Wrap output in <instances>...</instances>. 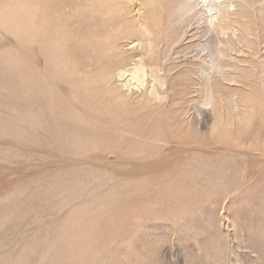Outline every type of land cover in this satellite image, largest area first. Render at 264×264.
<instances>
[{
  "label": "rangeland",
  "instance_id": "obj_1",
  "mask_svg": "<svg viewBox=\"0 0 264 264\" xmlns=\"http://www.w3.org/2000/svg\"><path fill=\"white\" fill-rule=\"evenodd\" d=\"M116 1L117 12L86 14V0H0V57L36 93L0 90V149L16 164L0 161L5 264H264V0H215L231 14L221 34L208 23V0L183 26L173 22L175 0ZM208 68L240 110L212 116L199 86L189 88ZM110 72L133 96L156 85L160 102L107 114L97 89ZM53 73L61 85L51 89L44 75ZM55 113L83 130L66 140ZM84 173L107 180L86 188ZM98 190L111 200L83 222Z\"/></svg>",
  "mask_w": 264,
  "mask_h": 264
},
{
  "label": "bare ground",
  "instance_id": "obj_2",
  "mask_svg": "<svg viewBox=\"0 0 264 264\" xmlns=\"http://www.w3.org/2000/svg\"><path fill=\"white\" fill-rule=\"evenodd\" d=\"M215 0H208V2L207 1H204L203 0V2H207V3H205L204 5L207 7V12H208V18H207V20H208V23L210 24V25H215V23H216V25H217V30H218V32H220L219 34H221V33H225V31H228V30H226L227 29V24L229 25V16L231 15H229V13L226 11V9H224L223 8V6L224 5H220V4H216L215 2H214ZM151 2V1H150ZM195 2H197V0H175L174 1V11H175V14H174V17H173V22H174V24H176V25H179V26H183V25H186L187 23H189L190 21H192V20H196V18H197V15H198V11H197V5H199V4H197V3H195ZM217 2V1H216ZM151 4V3H150ZM197 4V5H196ZM82 5V3L80 4V6ZM120 4H119V2L118 1H116V0H86V3H85V5H83V13H86V14H90V13H94V10L97 8V7H101V6H106L107 8H108V11H109V13H111V10L113 11H119L120 10V6H119ZM152 5V4H151ZM154 5V4H153ZM69 6V5H68ZM74 6H78L77 4L76 5H74ZM82 7V6H81ZM205 7V8H206ZM225 7V6H224ZM69 8V7H68ZM71 8H72V6H71ZM70 8V9H71ZM75 8V7H74ZM77 8V7H76ZM75 8V9H76ZM78 8H80V7H78ZM173 8V7H172ZM227 8V7H226ZM228 9V8H227ZM68 10V9H67ZM67 10H65L66 12H68ZM74 10V9H73ZM102 10V9H101ZM106 10V9H105ZM77 11V10H76ZM82 11L80 12L81 14H83L82 13ZM98 11V10H97ZM66 12H65V14H66ZM71 12V11H70ZM78 12V11H77ZM76 12V13H77ZM74 13V12H73ZM79 13V14H80ZM78 14V15H79ZM80 18V17H79ZM227 19L229 20L228 22H226L227 21ZM233 22V21H232ZM227 23V24H226ZM226 24V25H225ZM235 24V23H234ZM232 25H233V23H232ZM229 27V26H228ZM237 28V27H236ZM239 28V27H238ZM214 29V28H213ZM233 29V28H232ZM236 30V29H235ZM245 30V29H244ZM216 31V30H215ZM239 31V30H238ZM241 31V30H240ZM241 34H242V32H240ZM228 35V34H227ZM239 36V35H238ZM228 38L229 37H227L226 39H227V41H226V39H225V42L224 43H228L230 46H231V42H230V40H228ZM237 42V41H236ZM239 42V41H238ZM226 43V44H227ZM48 44V43H47ZM235 44V43H234ZM44 47H45V45L44 44H42ZM140 46V45H139ZM228 47V46H227ZM145 48H148V46L147 47H145ZM152 48V47H151ZM230 48H232V47H230ZM149 50L150 49H148V52H149ZM5 51V50H4ZM146 51V50H145ZM8 52V51H7ZM39 52V51H38ZM43 52V51H42ZM1 53V52H0ZM3 53L4 52H2V54L0 55V56H2L3 55ZM53 53V52H52ZM7 54V53H6ZM44 54H47V52L46 53H44ZM54 54V53H53ZM5 55V54H4ZM51 55V54H50ZM149 55H150V53H149ZM45 56H47V55H45ZM52 56H55V54L54 55H52ZM11 57H13V55L11 56ZM56 57V56H55ZM80 57V56H79ZM82 57V56H81ZM152 57V56H151ZM15 58V57H14ZM49 59V58H48ZM81 59V58H80ZM12 59H10V61H11ZM51 60V59H50ZM54 60V59H53ZM57 61V60H56ZM144 61V60H143ZM55 62V61H54ZM53 63V62H52ZM58 63V62H57ZM55 64V63H54ZM59 65V64H58ZM51 66V65H50ZM56 66V65H55ZM48 68V67H47ZM59 68H61V66L59 67ZM58 67H57V69H59ZM157 68V67H156ZM62 69H64V68H62ZM79 69V68H78ZM122 69V68H121ZM79 70H81V68L79 69ZM86 70V69H85ZM211 70H213L212 68L211 69H206L205 70V72L204 73H202L201 74V76L199 75V77L200 78H198V79H195L196 80V83L194 84H192V85H190L189 86V88L191 87H194L195 85L196 86H199V88H200V91L203 93V99H204V101L210 106V111L212 112V116H216V115H220V114H223V112L225 113V112H228V106H232L231 108L232 109H239V101L238 100H236L234 97H226V95H223L222 94V92H221V90H220V88H219V83H218V78H216L215 76H213L212 75V72H211ZM33 71V70H32ZM47 71V70H46ZM54 71V70H53ZM57 71V70H56ZM60 71H61V69H60ZM91 71V70H90ZM222 69H221V67L220 66H218V67H215L214 68V71H213V73H216V74H218V73H222ZM48 72V71H47ZM52 72V71H51ZM117 72V71H116ZM34 73V72H33ZM50 73V72H49ZM55 73V72H54ZM46 74V75H44V80H45V82H44V84H46V86H48V88H56V85L58 86H60L61 85V83L59 82V80L56 78L57 76L55 75V74ZM85 73V72H84ZM60 74H62V72H60ZM120 74V73H119ZM34 76H36L35 74H34ZM112 76H113V73L112 72H110L106 77H105V80L102 82V86L100 87V89H97V90H99V92H98V94H97V99H98V101L100 102L99 104H101V108H102V111H105L107 114H115V113H117V112H119V111H121V110H125V108L127 107V106H132V105H138V106H140V108L141 109H146V108H150V107H153L154 105H156L157 103H159L160 102V97L159 96H155V97H159V98H153V96L155 95V94H158V92H156L157 91V89L156 88H154V86H156V85H154L153 86V88H152V90H154L152 93L151 92H142V94H140V95H131V94H129L128 92L127 93H125L124 91H122L123 89H121L122 87H124V86H122L121 87V84L120 83H114L113 81H112ZM29 79V78H28ZM114 80V79H113ZM198 80V81H197ZM123 85V84H122ZM10 87V88H12V87H14L15 88V91L13 90V91H11V92H15V93H17L19 96H21V97H26V98H29V97H33L36 93H35V90H33L34 89V86L35 85H33V83H31V82H29L27 79H25V78H22V77H19L17 74H16V71H15V69L13 68V66H11L10 65V63H7L6 61H4L1 57H0V90H6V87ZM157 87V86H156ZM195 88V87H194ZM127 89V88H126ZM46 90V89H45ZM160 90V89H159ZM43 91V90H42ZM39 92H40V90H39ZM141 93V92H140ZM161 94V93H160ZM39 95V94H38ZM232 96H233V94H232ZM61 98V97H60ZM163 98V97H162ZM62 99V101H63V98H61ZM69 100V99H68ZM190 101V100H189ZM188 101V102H189ZM64 102V101H63ZM71 102V101H70ZM65 103V102H64ZM1 105L2 104H4V102L3 103H0ZM186 104H187V102H186ZM65 105V104H64ZM67 105V104H66ZM2 106H4V105H2ZM43 106V105H42ZM234 106V107H233ZM49 107V106H48ZM0 108H1V106H0ZM183 110H184V108L182 109V112H183ZM231 110V109H230ZM240 110V109H239ZM49 112V111H48ZM185 112H187L186 110H185ZM239 112V111H238ZM34 114V113H33ZM32 113H31V115H33ZM49 114V113H48ZM57 114L58 113H55L53 116H52V118H51V121L50 122H53V126H54V128H62V129H68V137L66 136V140H67V138H70V135H72V137H73V133L74 134H76V133H79V132H81L83 129L81 128V126H78V125H75V124H73V122L70 120V119H62L60 116H57ZM29 115V114H28ZM185 115V114H184ZM228 115H230L229 113H228ZM239 115V114H238ZM237 115V116H238ZM3 116H5V117H3ZM35 115H33V117H34ZM222 116V115H221ZM1 117H3V118H1ZM6 117H7V115H4V113H3V115L1 114V116H0V120L2 121L3 120V123L2 122H0V124L2 123V124H4V121L5 122H7V120H6ZM218 118H219V116H217ZM223 117H224V115H223ZM30 118H32V117H30ZM214 118V117H213ZM220 118H222V117H220ZM236 118V117H235ZM240 118V117H239ZM5 119V120H4ZM7 119H9V118H7ZM19 119V118H18ZM22 119H24L23 117H22ZM223 119H225V118H223ZM223 119H222V121H223ZM241 119V118H240ZM16 120V119H15ZM15 120L13 121L14 123H15ZM20 120H21V118H20ZM53 120V121H52ZM215 120V119H214ZM9 121H11V119H9L8 120V123H9ZM12 122V123H13ZM22 120H21V124H22ZM66 122H68V128H67V126L65 127V123ZM236 123V122H235ZM21 124H19V121L17 122V124L15 125V126H17V125H20L21 126ZM24 124H26V123H24ZM51 124V123H50ZM237 124V123H236ZM1 126V125H0ZM14 126V125H13ZM32 126V125H31ZM9 127V126H8ZM7 127V128H8ZM18 127V126H17ZM28 127H29V124H28ZM34 127V126H33ZM238 127V126H237ZM21 128V127H20ZM23 128V127H22ZM53 128V127H52ZM1 129V128H0ZM30 129V128H29ZM10 130V129H9ZM16 130V129H15ZM54 130H56V129H54ZM226 130V129H225ZM11 131H13V130H11ZM2 132L0 131V135H2L1 134ZM21 146V145H20ZM22 147H23V144H22ZM27 148L29 147L30 148V146H26ZM26 147L24 148L25 150H26ZM20 148V147H19ZM19 148H18V150H19ZM28 148V149H29ZM74 149V151H76V149L75 148H73ZM5 150V149H4ZM4 150H2V149H0V161H2V163L3 164H6V165H13V164H11V163H14L15 164V162H11V161H9L8 160V158L10 157L9 155H7V152L6 151H4ZM20 150H21V148H20ZM24 150V151H25ZM33 149L31 148L30 149V151H32ZM58 150V149H57ZM21 151H23V149L21 150ZM34 151L36 152V151H38V150H36V149H34ZM68 152H69V150H68ZM73 154H76L75 152H72ZM69 154H71V153H69ZM72 154V155H73ZM9 156V157H8ZM70 156V155H69ZM68 156V159H70V157ZM74 156V155H73ZM73 156H72V158H73ZM98 156H100V155H98ZM103 156V155H102ZM8 157V158H7ZM67 157V156H66ZM65 157V158H66ZM75 157V159H76V163H78L79 162V159H78V162H77V158H76V156H74ZM78 157V156H77ZM55 158H57V157H55ZM61 158V157H60ZM60 158H58L57 159V161L58 160H60ZM65 158H61L63 161L65 160L66 161V159ZM11 159V158H10ZM110 160H112L111 158H109ZM103 160V159H102ZM106 160H108V159H106ZM114 160V159H113ZM50 161V160H49ZM61 161V160H60ZM97 161H99V160H97ZM119 161H121V160H119ZM67 163H69V161H66ZM100 162V161H99ZM9 163V164H8ZM57 163H59L58 165H60L61 163L60 162H57ZM66 163V164H67ZM71 164L72 163H75V162H73V161H71L70 162ZM119 163V162H118ZM1 164V163H0ZM63 164H64V162H63ZM104 165L106 164V166L107 165H111V163H108V162H104L103 163ZM16 165V164H15ZM14 165V166H15ZM62 165V164H61ZM116 165V164H115ZM117 165H120V164H117ZM121 165H123L122 163H121ZM120 165V166H121ZM140 165V164H139ZM50 166H52V165H50ZM49 166V167H50ZM99 166H100V164H99ZM105 166V167H106ZM135 166H138V165H135ZM55 167V166H54ZM104 167V166H103ZM105 167L104 168H102V167H100V168H102L103 170H105ZM122 167V166H121ZM121 167H120V169H121ZM132 167H134V165L132 166ZM139 167V166H138ZM141 167V166H140ZM140 167L138 168L139 170H140ZM6 168V167H5ZM56 168V167H55ZM107 168L109 169V167L107 166ZM110 168H112V167H110ZM115 168V170H117V168H119L118 166H116V167H114ZM142 168V167H141ZM3 169V168H2ZM7 169V168H6ZM40 169V168H39ZM65 169V168H64ZM119 169V171H120V173H121V170L122 169H124L123 167H122V169L120 170ZM137 169V170H138ZM78 170V169H77ZM107 170V169H106ZM106 170L104 171V172H106ZM110 170V169H109ZM114 169L112 168V170L111 171H108V173L110 172V173H112V171H113ZM134 170V169H133ZM137 170H136V172H137ZM4 171H5V169H4ZM101 170H99L98 171V173L100 172ZM118 171V170H117ZM124 171V170H123ZM125 171H126V169H125ZM128 171V170H127ZM76 172V171H75ZM140 172H141V170H140ZM172 172H174V171H172ZM74 173V172H73ZM72 173V174H73ZM108 173H106V175L108 174ZM109 173V174H110ZM119 173V174H120ZM122 173H124V172H122ZM122 173L120 174V176H122ZM126 173V172H125ZM131 173V172H130ZM134 173H135V171H134ZM134 173H132V174H134ZM139 173V172H138ZM82 174V173H81ZM80 173H79V175L80 176H82ZM85 174H87L86 176H88V177H90L89 175H88V173H84V176H85ZM107 175L108 177H110V175ZM115 174H116V176H115ZM119 174L117 175V172L116 173H113L111 176L112 177H119ZM135 174H137V173H135ZM134 174V175H135ZM101 175H102V173H101ZM100 175V177L101 178H98L99 177V174L96 176L98 179H96L95 178V175H93L92 174V176L94 177V178H92L91 177V179L90 180H92V179H95V181H97V184L98 183H102V180H103V183H104V179H106V178H104V179H102L103 177H104V175H103V177ZM105 175V176H106ZM114 175V176H113ZM124 175V174H123ZM126 175V174H125ZM74 176H75V174H74ZM77 176V175H76ZM83 176V177H84ZM84 177V178H82L81 180H83V179H87L88 177ZM106 176V177H107ZM129 175H127L126 177L127 178H129L128 177ZM80 179V177H78L77 176V178L75 177V179ZM111 178V177H110ZM124 178V176L123 177H121V179H123ZM101 180L100 182L98 181V180ZM114 179V178H113ZM112 178H111V180H113ZM119 179V178H118ZM118 179H116V180H118ZM120 179V180H121ZM89 179H87L86 181H90ZM107 180V179H106ZM114 181H115V179H114ZM113 182V181H112ZM83 183V182H82ZM87 183V182H86ZM84 184L83 183V185L84 186H86V188L88 187V184H90L91 185V183H93V182H89V183H87V184ZM96 183V182H95ZM102 183V184H103ZM108 183H110V182H107V184ZM78 184V183H77ZM80 184V183H79ZM97 184H94V187H97V186H95V185H97ZM111 184V183H110ZM83 185H81V186H83ZM106 185V184H105ZM81 186H79L78 185V187H81ZM83 186V187H84ZM143 186V185H142ZM93 186H91V188H92ZM136 187H137V185H136ZM140 186L138 185V187L137 188H139ZM75 191H76V189H75ZM78 191V190H77ZM96 191V190H95ZM99 191V190H98ZM102 191H105V190H102ZM102 191H99V193L97 192V193H95V192H92V193H94V194H96V196L94 197V194L92 195L94 198L93 199H90V197L88 198V199H90L91 201H89V202H87L88 200H86V204L88 205V204H92V205H94V204H97L98 205V208L95 210V211H93V212H91V213H89V214H87L85 217H84V220H83V222H87V221H89V220H91V219H94V218H96V217H98V216H100L101 214H102V212H103V207L105 206L104 204L105 203H108L111 199H110V197L108 196L109 194H105L104 196H102V194H100V193H102ZM81 192H82V190H79V194H81ZM88 193V192H87ZM86 192H85V194H87ZM21 194V196H19V197H17L16 199H13V201H15L14 203H13V201H11L12 203H11V205L12 206H15V204L16 205H19V202H21V200L23 199L22 198V193H20ZM72 194V193H71ZM79 194H73V195H76V197H79V199H81L82 198V196H83V193H82V196L81 195H79ZM25 195V194H24ZM73 195H71V196H73ZM78 195V196H77ZM90 195V196H91ZM70 196V195H69ZM70 196V198H72ZM81 196V197H80ZM88 196V195H87ZM91 196V197H92ZM76 197H74L73 196V198H76ZM85 197V196H84ZM78 199V198H77ZM85 199H87V198H85ZM85 199H82V200H85ZM81 200V201H82ZM72 205V204H71ZM1 207V206H0ZM7 212H8V215H12V213L13 212H15L14 211V209H12V208H9V209H6V208H4ZM3 208H2V210H4ZM13 211V212H12ZM7 214V213H6ZM7 216V215H6ZM5 219V218H4ZM6 220V219H5ZM5 220H1V215H0V227L2 226V224L5 222ZM7 222V221H6ZM22 222V221H21ZM30 224V223H29ZM39 224V223H38ZM35 225V224H34ZM34 225H32V226H34ZM37 225V224H36ZM27 226V227H26ZM43 226V225H42ZM42 226L39 228L40 229V231L39 232H41V230H43L44 229V227L42 228ZM230 227H231V229L233 228V224L232 223H230V225H229ZM25 229L22 227V229H21V231H19L20 233L21 232H23L22 230H25L26 231V229L29 231L30 230V228H31V226H30V228H28V225H25ZM37 227V226H36ZM39 227V226H38ZM38 230V229H37ZM64 230V229H63ZM24 231V232H25ZM28 231H26V232H28ZM26 232L24 233V234H26ZM30 232V231H29ZM34 232V231H33ZM39 232H38V234H39ZM46 232V231H45ZM30 234H32V233H30ZM41 234V233H40ZM46 234V233H45ZM51 234V233H50ZM54 234V233H53ZM25 236V235H24ZM28 236V235H27ZM56 236V235H55ZM58 236V235H57ZM62 236V235H61ZM23 237V236H22ZM21 237V238H22ZM24 238H26V237H23V239ZM10 239V238H9ZM63 239V238H62ZM19 240V239H18ZM47 240H48V238H47ZM57 240V239H56ZM51 244V243H50ZM66 247V246H65ZM60 248V247H59ZM68 248V247H67ZM4 249H5V247L4 246H2V247H0V264H5V263H8V261L9 260H7V257H8V255L6 254V253H4ZM48 249V248H47ZM69 249V248H68ZM68 249H67V251H68ZM63 250V249H62ZM20 252V251H19ZM43 252V254H42V256H44L46 253H47V250H43L42 251ZM52 252V251H51ZM56 255V254H55ZM53 257V256H52ZM55 257V256H54ZM64 259L62 258V261H63ZM21 263V262H20ZM20 263H16V264H20ZM37 263H38V261H37ZM36 263V264H37ZM63 264V263H62Z\"/></svg>",
  "mask_w": 264,
  "mask_h": 264
}]
</instances>
